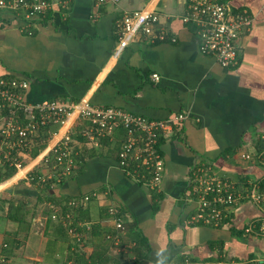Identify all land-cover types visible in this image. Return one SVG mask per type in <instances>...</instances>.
I'll use <instances>...</instances> for the list:
<instances>
[{"label":"crops","instance_id":"obj_1","mask_svg":"<svg viewBox=\"0 0 264 264\" xmlns=\"http://www.w3.org/2000/svg\"><path fill=\"white\" fill-rule=\"evenodd\" d=\"M53 1L51 11L31 24L12 12L0 14V76L26 80L29 103L77 104L83 99L149 119L180 111L190 112L191 118L162 138L161 183L150 190L118 165L121 128L92 139L88 122L76 113L68 115L62 129L68 127L73 141L75 166L60 186H47L51 197L42 196L37 185L25 186L24 223L6 219L5 204L0 212V264H97L91 257L71 262V238L62 218L64 232L58 217L47 219L55 204L51 198L61 206L79 197V192L93 194L77 219L91 226L80 249L85 256L100 255L96 262L175 264L183 251L195 260L215 255L235 260L264 257V238L242 234L238 239L225 227L189 224L186 213L193 204L184 205L196 163L210 164L237 188L259 172L239 153L264 145V0H221L253 15L251 25L239 36L238 63L232 67H222L213 56L199 51L194 24L182 20L187 0H68L67 8ZM141 8L158 14L159 24L167 30L165 39L140 33L114 55L121 15ZM38 136L37 132L33 148ZM31 152L21 156L29 167L38 160L30 162L38 155ZM44 204L48 214L42 210ZM110 206L129 226L134 221L133 230L142 241L130 236L127 227L117 242L105 237L117 232L107 213ZM235 212L241 228L255 209L243 204Z\"/></svg>","mask_w":264,"mask_h":264},{"label":"built area","instance_id":"obj_2","mask_svg":"<svg viewBox=\"0 0 264 264\" xmlns=\"http://www.w3.org/2000/svg\"><path fill=\"white\" fill-rule=\"evenodd\" d=\"M54 3L53 0H0V14L12 12L16 19L23 17L31 24L34 19L44 18ZM56 3L62 8L68 7V0H58ZM182 20L194 24L202 54L213 56L222 67H232L238 63L239 36L249 28L253 15L245 8L232 9L227 1L187 0V12ZM166 32L154 10L141 8L125 12L120 17L113 54L122 52L137 34L161 41L165 39ZM170 40L174 41L175 38L170 37ZM152 77L157 78V75L153 74ZM27 86L24 79L0 76V163L7 162L15 168V174L21 173L18 178L28 181L32 179L29 173L38 164L46 167L39 173L40 180H52L50 184H57L72 172L75 147L68 127L62 128L67 116L76 113L77 117L88 122L89 137L92 139L110 136L121 128L124 138L117 152L118 165L132 180L146 185L150 190H157L163 171L160 139L191 118L190 112L180 111L167 118L149 119L120 108L94 106L83 99L77 104H66L59 100L29 103L25 98ZM50 120L58 122L60 127L47 139L38 155L30 160L38 158L37 162L31 167L24 165L19 157L30 154L36 133ZM239 157L259 169L246 186L239 188L227 177L217 175L210 164L194 165L185 194V202L193 204L194 212L187 222L218 226L236 207L251 204L255 213L244 221L242 234L264 238V145L251 152H240ZM92 195L71 198L65 206L72 210L82 208ZM107 213L117 232L113 235L108 233L105 237L117 242L127 232L125 219L116 207H108ZM57 214V209L53 208L50 217L55 219ZM65 220V230L71 242L82 247L85 233L91 229L90 224L72 220L69 211L62 222ZM183 264H264V257L245 260L221 258L205 262L186 259Z\"/></svg>","mask_w":264,"mask_h":264},{"label":"trees","instance_id":"obj_3","mask_svg":"<svg viewBox=\"0 0 264 264\" xmlns=\"http://www.w3.org/2000/svg\"><path fill=\"white\" fill-rule=\"evenodd\" d=\"M59 127H60V124L58 122H55L53 120H50L46 125L42 126L39 129V132H38L39 136H38V139H37V143L34 146L33 151L31 152V156L34 157L38 153V151H39L38 149L39 148L41 149V148H43L45 146V144L47 142V139L54 132H56ZM161 141H162V138L160 139V142ZM259 144H261V143H259ZM260 147H258V148H260ZM74 166H75V164H74ZM74 166H73V168H74ZM36 171H37V167L35 169H33L29 173V176L32 179L30 181H28V180H26V181L28 183H31V184H36L37 186L39 185V187H40L39 190L41 192H45L48 189L47 186L48 187L51 186L50 183L52 182V180H48V181H46V180H44V181L40 180V178H39L40 177V174H39L40 171H38V172H36ZM14 172H15V168L13 166H10L7 162L6 163L5 162L4 163H0V182L2 180H4V179L9 178ZM17 174L11 176L6 182L5 181L3 183L1 182L0 183V187L3 186L4 184L6 185L9 182H12L16 178H18L19 176H17ZM64 180H65V178H63L60 182H58V185L60 186L64 182ZM26 192L27 191L24 190V189L23 190L20 189V190H17L16 191V193H18L19 195H24ZM82 194L83 193H80L79 192L78 194H76V196H78V195L81 196ZM45 196L51 197V196H53V193H51V195H50L49 194V190H48V192H47V194ZM70 197H72V196H70ZM25 198L26 197L22 196L20 198V200H14V201L13 200H10V201L9 200H6V203L8 205L7 206V211H6V214H5V218L6 219H9L11 221H14V222H16L18 224L24 223L26 221L27 209H26ZM74 198H78V197H74ZM51 200L53 201V203H55L54 205H52V209L53 208H56L57 209V213H58L57 216H58V220H59L58 227L60 228V231L61 232H64L63 227L61 225L63 224V226L65 227L66 220L63 221V223L61 224L60 223V219L61 218H65L66 212L69 211L70 214H71V216H72V220L77 221V212H80L81 208H76L74 210L67 209L66 206H65V204H62L61 206H58L57 205L58 204L57 200L55 201L52 198H51ZM184 205L186 207L187 206L188 207L190 206L188 203H185ZM235 209L233 211H231V213L228 215V218L226 220H224L223 223L219 224L218 226H214V227H219V228L225 227L226 229L229 230V233L231 235H233L234 237H237L238 236L237 238L239 239L240 238V235H242V231H241V228L240 227H237V223H238L237 216L238 215L236 216ZM193 212H194V210H193V206H192V208L186 213V219ZM47 219H51L50 216ZM48 221H50V220H48ZM127 224L128 223H125V226L128 228V234L130 236H132L133 238H135V240L142 241L143 240L142 237L139 236L138 233L135 230H133L134 229V221L131 224V226H129L130 223L128 225ZM192 225H206V224H202L201 222H198V223H194ZM84 257H86V258L91 257V262L97 263V264L99 262H96V261L100 260V255H97L95 253H93V255L90 254L88 256H85L84 252H82L81 249L76 244H73L71 242V245H70V248H69L68 259H70L71 262H73V261L83 262L84 261ZM221 258L227 259V260L234 259V258L225 257L224 255H222V257H221V255H215V256H206V257H204L201 260H195L194 258L189 257V255H188L187 252H184L183 251L182 253H180L177 256V258H176L177 261H176L175 264H183L186 259H189L190 261H201V262H205V261H218ZM99 264H102V263H99Z\"/></svg>","mask_w":264,"mask_h":264},{"label":"rangeland","instance_id":"obj_4","mask_svg":"<svg viewBox=\"0 0 264 264\" xmlns=\"http://www.w3.org/2000/svg\"><path fill=\"white\" fill-rule=\"evenodd\" d=\"M40 149V148H39ZM38 149V150H39ZM19 160L25 164L27 159L25 157H19ZM46 167H44L42 164H38L37 165V169L41 170V169H44L45 170ZM24 171H22L23 173ZM42 172V170L40 171ZM15 174V173H13ZM12 174V175H13ZM10 178V177H9ZM9 178L7 179H4L2 180L1 182L3 183L4 181L6 182ZM0 182V183H1ZM26 183V184H24ZM36 184H31V183H28L25 179H15L14 181L12 182H9L8 184H4L3 186L0 187V212H4V206L6 204V200H20V198L22 197L21 195H19L18 193H16V191L18 189H24L26 190V188L28 189V187H25V186H33L35 187ZM39 186V185H38ZM48 191H45V192H42L43 195L42 196H45L47 194ZM33 200V198L31 199ZM45 205L47 204H44L42 205V210L44 211L45 214H48V207H46ZM45 206V207H44ZM51 212H52V208H51ZM44 213H43V216H44ZM50 216V215H49ZM255 253H259V250H256Z\"/></svg>","mask_w":264,"mask_h":264},{"label":"bare ground","instance_id":"obj_5","mask_svg":"<svg viewBox=\"0 0 264 264\" xmlns=\"http://www.w3.org/2000/svg\"><path fill=\"white\" fill-rule=\"evenodd\" d=\"M21 175V173L19 172L18 174H17V176H20Z\"/></svg>","mask_w":264,"mask_h":264},{"label":"clouds","instance_id":"obj_6","mask_svg":"<svg viewBox=\"0 0 264 264\" xmlns=\"http://www.w3.org/2000/svg\"><path fill=\"white\" fill-rule=\"evenodd\" d=\"M14 173H15V172H14ZM13 175H14V174H13ZM13 175H11V176H13ZM11 176H10V177H11Z\"/></svg>","mask_w":264,"mask_h":264}]
</instances>
